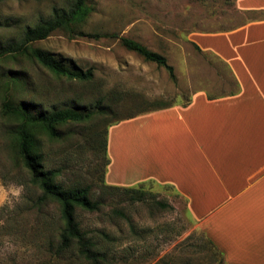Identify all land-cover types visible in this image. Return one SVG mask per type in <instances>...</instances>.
<instances>
[{
  "label": "rangeland",
  "instance_id": "obj_1",
  "mask_svg": "<svg viewBox=\"0 0 264 264\" xmlns=\"http://www.w3.org/2000/svg\"><path fill=\"white\" fill-rule=\"evenodd\" d=\"M71 2L0 0V50L19 42L28 27ZM236 2L88 0L92 12L81 29L117 37L71 38L56 31L32 46L50 52L68 67L92 68L94 79L90 82L58 77L23 54L0 55V186L25 187L18 201L0 206V264H87L76 250L56 256L50 249L62 227L59 206L52 202L42 212L34 209L41 192L28 184L30 174L13 149V122L2 111L8 97L16 103L29 101L40 113L67 108L93 111L89 121L60 127L61 139L43 134L39 139L47 168L62 173L61 184L93 187L100 209H78L77 220L114 264H224L206 231L191 217L189 200L178 196L173 187L149 180L142 188L147 192L143 200L132 198L137 194L105 187L113 125L156 112L164 105L155 102L173 108L186 105L198 91L210 97L238 91L230 66L191 39L193 33L229 31L264 17L261 12H242ZM120 37L137 40L166 56L177 82L170 80L165 69L126 49ZM13 81L16 84L9 89L7 83ZM100 99L112 105L113 112L102 114L97 104Z\"/></svg>",
  "mask_w": 264,
  "mask_h": 264
},
{
  "label": "crops",
  "instance_id": "obj_2",
  "mask_svg": "<svg viewBox=\"0 0 264 264\" xmlns=\"http://www.w3.org/2000/svg\"><path fill=\"white\" fill-rule=\"evenodd\" d=\"M236 5L264 13V0ZM191 39L230 66L238 91H198L186 105L113 126L107 183L173 187L224 264H264V17Z\"/></svg>",
  "mask_w": 264,
  "mask_h": 264
},
{
  "label": "trees",
  "instance_id": "obj_3",
  "mask_svg": "<svg viewBox=\"0 0 264 264\" xmlns=\"http://www.w3.org/2000/svg\"><path fill=\"white\" fill-rule=\"evenodd\" d=\"M71 1L67 8L55 9L49 18L41 19L34 26L28 27L23 38L19 42L1 49L0 55L23 54L58 77L78 82L92 81L94 79L92 68L84 70L79 67H68L50 52L32 46L35 42L46 40L56 31H63L71 38L117 37L113 34H89L83 31L81 27L91 14L92 8L88 5V0ZM120 42L129 51L139 54L146 62L165 69L170 80L173 83L177 82L175 69L169 64L166 56L150 50L139 41L129 37H120ZM14 83L16 84L15 81L13 84L12 82L7 83L9 89L14 86ZM155 103L164 104L155 111L171 107L162 101ZM97 104L102 114L113 112V106L104 104V99H100ZM2 111L13 122L10 137L17 159L30 174L28 184L38 188L41 192L34 203V209L42 212L47 204L52 202L59 206L62 227L56 241L50 244L53 254L61 256L73 249L76 250L78 257L87 264H114L108 254L101 252L99 243L82 229L77 220L78 209L87 212H96L100 209V201L94 198L93 187L91 185L64 186L61 184L58 179L62 173L58 169L47 168L42 152V142L39 139L42 134L52 140L61 139L60 127L70 122L89 121L93 118V111L85 112L67 108L40 113L29 101L22 100L16 103L9 97L3 102ZM135 116H130L129 119ZM105 146L107 150V141ZM143 185L144 183L138 187H120L107 184L105 188L126 194H137L132 198L143 200L147 193L142 189ZM161 205L171 208L168 203H161Z\"/></svg>",
  "mask_w": 264,
  "mask_h": 264
},
{
  "label": "clouds",
  "instance_id": "obj_4",
  "mask_svg": "<svg viewBox=\"0 0 264 264\" xmlns=\"http://www.w3.org/2000/svg\"><path fill=\"white\" fill-rule=\"evenodd\" d=\"M25 191L23 184H9L6 187L0 186V206L8 204L11 206L14 201H18Z\"/></svg>",
  "mask_w": 264,
  "mask_h": 264
}]
</instances>
